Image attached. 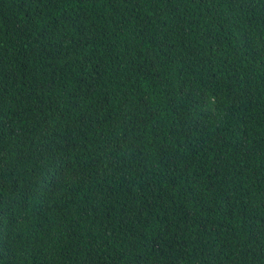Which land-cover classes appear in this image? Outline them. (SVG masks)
<instances>
[{
  "label": "trees",
  "instance_id": "16d2710c",
  "mask_svg": "<svg viewBox=\"0 0 264 264\" xmlns=\"http://www.w3.org/2000/svg\"><path fill=\"white\" fill-rule=\"evenodd\" d=\"M0 264H264V0H0Z\"/></svg>",
  "mask_w": 264,
  "mask_h": 264
},
{
  "label": "clouds",
  "instance_id": "9594fccd",
  "mask_svg": "<svg viewBox=\"0 0 264 264\" xmlns=\"http://www.w3.org/2000/svg\"><path fill=\"white\" fill-rule=\"evenodd\" d=\"M208 99H209L210 103H212V104L215 103V97L209 96Z\"/></svg>",
  "mask_w": 264,
  "mask_h": 264
}]
</instances>
